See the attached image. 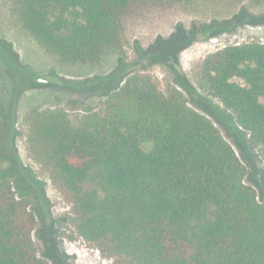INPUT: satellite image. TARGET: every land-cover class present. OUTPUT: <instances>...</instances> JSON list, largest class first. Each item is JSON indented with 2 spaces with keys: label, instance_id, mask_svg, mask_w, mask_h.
Here are the masks:
<instances>
[{
  "label": "trees",
  "instance_id": "trees-1",
  "mask_svg": "<svg viewBox=\"0 0 264 264\" xmlns=\"http://www.w3.org/2000/svg\"><path fill=\"white\" fill-rule=\"evenodd\" d=\"M195 1L11 0V14L59 63L95 66L123 47L130 17ZM213 27L211 35L223 31ZM0 64L14 83L0 106V264H48L33 239L39 218L31 201L50 204L15 147L18 102L31 84L2 39ZM119 69L108 86L76 88L107 98L78 123L60 110L31 119L32 157L72 206L77 234L115 264H264V202L245 183L248 168L235 149L179 93H164L147 75L121 87L128 74ZM199 87L234 115L264 160V44L213 53Z\"/></svg>",
  "mask_w": 264,
  "mask_h": 264
},
{
  "label": "rangeland",
  "instance_id": "rangeland-1",
  "mask_svg": "<svg viewBox=\"0 0 264 264\" xmlns=\"http://www.w3.org/2000/svg\"><path fill=\"white\" fill-rule=\"evenodd\" d=\"M211 25L220 26L223 31L211 35L217 30L213 27L210 31ZM0 39L12 44L24 69L19 78L31 84L18 102L15 128L19 136L15 147L32 180L43 184L50 204L48 209L31 201L39 218L33 239L39 257L48 264L115 262L77 234L70 223L72 206L55 189L49 173L33 159L28 141L32 116L35 112L60 110L78 123L86 110L104 107L107 98L82 95L76 88L96 83L108 86V78L120 76L121 64L124 74H128L121 87L151 76L164 93L176 91L189 107L209 118L247 166L245 183L264 202L262 156L250 149L249 135L237 125L234 115L199 87L200 68L213 53L233 45L264 44V3L197 0L172 8L143 10L125 23L123 47L110 51L95 66L61 64L50 56L12 16L11 0H0ZM13 89V81L0 64V106L8 103ZM5 166L1 164V169Z\"/></svg>",
  "mask_w": 264,
  "mask_h": 264
},
{
  "label": "bare ground",
  "instance_id": "bare-ground-1",
  "mask_svg": "<svg viewBox=\"0 0 264 264\" xmlns=\"http://www.w3.org/2000/svg\"><path fill=\"white\" fill-rule=\"evenodd\" d=\"M84 262V261H83Z\"/></svg>",
  "mask_w": 264,
  "mask_h": 264
}]
</instances>
